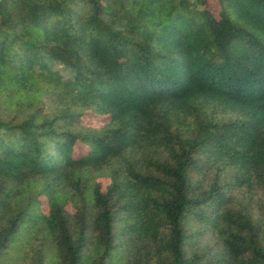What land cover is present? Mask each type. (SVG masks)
Segmentation results:
<instances>
[{
  "label": "trees",
  "instance_id": "16d2710c",
  "mask_svg": "<svg viewBox=\"0 0 264 264\" xmlns=\"http://www.w3.org/2000/svg\"><path fill=\"white\" fill-rule=\"evenodd\" d=\"M0 264H264V0H0Z\"/></svg>",
  "mask_w": 264,
  "mask_h": 264
},
{
  "label": "rangeland",
  "instance_id": "374dc122",
  "mask_svg": "<svg viewBox=\"0 0 264 264\" xmlns=\"http://www.w3.org/2000/svg\"><path fill=\"white\" fill-rule=\"evenodd\" d=\"M210 8L214 11L215 14H217L218 12V5L215 4L214 2H210L209 3ZM54 68L59 69L64 76H70V73L63 68L62 65H60L59 63L54 64L53 65ZM109 119V116L107 115H96L94 114L92 111H89L88 113H86L82 119L83 123L85 125H89V126H101L103 123H105L107 120ZM87 153V147L79 144V145H75V156H80L83 154ZM102 184L103 186L106 184L107 180L106 179H102ZM67 209L69 211H72L74 209V205L69 203L67 206ZM42 209L43 211L47 212L48 211V204H47V200L46 198H42Z\"/></svg>",
  "mask_w": 264,
  "mask_h": 264
}]
</instances>
